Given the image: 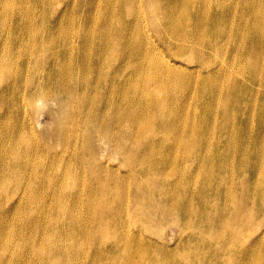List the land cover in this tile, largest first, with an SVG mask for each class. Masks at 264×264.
<instances>
[{"label": "bare ground", "instance_id": "bare-ground-1", "mask_svg": "<svg viewBox=\"0 0 264 264\" xmlns=\"http://www.w3.org/2000/svg\"><path fill=\"white\" fill-rule=\"evenodd\" d=\"M58 25L76 42L53 51ZM0 97L29 104L34 131L58 109L43 135L67 145L87 109L75 134L90 171L111 174L99 198L126 216L119 235L104 219L100 231L119 258L139 256L126 264H264V0H0ZM12 219L0 245L25 264ZM66 221L61 264H81L73 210Z\"/></svg>", "mask_w": 264, "mask_h": 264}, {"label": "rangeland", "instance_id": "rangeland-1", "mask_svg": "<svg viewBox=\"0 0 264 264\" xmlns=\"http://www.w3.org/2000/svg\"><path fill=\"white\" fill-rule=\"evenodd\" d=\"M81 16L82 13L79 11L68 10L66 19L73 21L75 17ZM67 28L56 26L51 38L53 51H58L61 44L66 46V43L76 42L73 33L78 29L70 27L66 37L64 31ZM83 32L85 35L92 33L88 28ZM87 71L88 67L84 68L82 73L87 75ZM24 88L17 86L15 88L20 98L23 96ZM81 99L83 95H80L77 101ZM31 110V106L24 104L22 100L16 102L11 99L8 102L0 97V238L7 235L12 217V226L17 231L14 243L15 256L18 254L24 257L25 264H39L43 261L61 264L60 257L64 252L60 244L68 239L63 227L68 223L67 210H73L79 227L76 239L78 253L82 258L81 264H105V252L109 254L110 260L112 258L118 264H126L135 258L138 260V255L130 254L119 258L122 253L116 248L119 240L112 243L109 236L100 231V220L104 219L111 224L112 231L119 235L121 228L117 227L116 223L120 220L123 225L122 221L126 214L124 209L120 208L125 216H116L113 207H105L99 198L111 174L93 173L90 170L96 159H91L87 164L83 160L90 158V152L82 157L83 137L75 134V130L78 126L93 124V120L87 116V109L81 107L82 116L78 118L77 126L69 135L71 140L68 145L54 137L45 136L50 133V126L54 123L53 114L58 109L41 114L37 131H34V125H29L23 119ZM63 146L68 147L61 148ZM94 146L98 151L102 148L104 155L111 158L114 163L119 162L117 158L119 156L110 150L108 139L105 137H96ZM84 170L87 171L86 174H82ZM19 194L25 197V202L7 205L10 198ZM128 197H131V194H128ZM60 205L66 208L58 210ZM108 214L113 216L108 217ZM25 218L28 221L23 225ZM72 223L70 220L68 225ZM89 229L92 230L90 236L85 233ZM43 238L46 239V244L55 243V246L52 250L47 247L41 255L32 253L31 249H34L35 244H44L41 243ZM4 262L11 264L12 260L0 245V264Z\"/></svg>", "mask_w": 264, "mask_h": 264}]
</instances>
